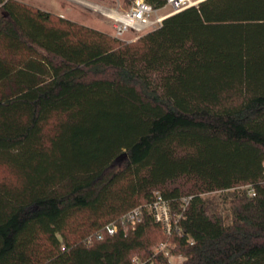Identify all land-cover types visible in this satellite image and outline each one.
Segmentation results:
<instances>
[{
	"label": "trees",
	"instance_id": "obj_1",
	"mask_svg": "<svg viewBox=\"0 0 264 264\" xmlns=\"http://www.w3.org/2000/svg\"><path fill=\"white\" fill-rule=\"evenodd\" d=\"M0 167V264H132L166 241L177 264H264V0H203L131 42L0 0Z\"/></svg>",
	"mask_w": 264,
	"mask_h": 264
},
{
	"label": "built area",
	"instance_id": "obj_2",
	"mask_svg": "<svg viewBox=\"0 0 264 264\" xmlns=\"http://www.w3.org/2000/svg\"><path fill=\"white\" fill-rule=\"evenodd\" d=\"M201 0H166L165 5L160 9H154L150 4L144 0H131L126 8L121 11L117 10H100V12L112 22L113 37L116 39H123L128 33L134 36L127 42L136 40L138 37L146 33L150 29H155L160 26L161 22L184 9L192 6H197ZM162 9H166L164 14H160ZM255 195L252 188H249V196ZM186 205V200H183ZM149 212L152 214L154 220L160 223L168 236L171 235V215L170 205L168 201L164 200L159 194H156L151 204L147 206ZM141 214V207H136L122 217L123 222H128L133 228L134 224L139 221ZM107 235H114L118 226L115 221L106 224L103 228ZM190 244L193 243L189 239ZM170 257L169 243L163 242L155 247L153 256L147 260H141L133 257L132 264H155L154 257L157 255Z\"/></svg>",
	"mask_w": 264,
	"mask_h": 264
},
{
	"label": "rangeland",
	"instance_id": "obj_3",
	"mask_svg": "<svg viewBox=\"0 0 264 264\" xmlns=\"http://www.w3.org/2000/svg\"><path fill=\"white\" fill-rule=\"evenodd\" d=\"M24 3L32 8L41 11L49 12L55 17L67 19L80 25L98 30L113 37L112 22L107 19L100 10H117L121 11L129 4L128 0H16ZM203 1V0H202ZM166 9H162L159 13L164 14ZM153 30V29H150ZM148 30V31H150ZM147 31V32H148ZM134 36L128 33L121 41H129ZM13 178L8 171L0 167V182H10ZM217 195V194H212ZM228 207V205H227ZM150 238L153 241H159L161 234L157 231L150 233ZM171 264H177L183 261L181 256L169 257Z\"/></svg>",
	"mask_w": 264,
	"mask_h": 264
},
{
	"label": "water",
	"instance_id": "obj_4",
	"mask_svg": "<svg viewBox=\"0 0 264 264\" xmlns=\"http://www.w3.org/2000/svg\"><path fill=\"white\" fill-rule=\"evenodd\" d=\"M201 1H202V0H201ZM201 1H200V2H201Z\"/></svg>",
	"mask_w": 264,
	"mask_h": 264
}]
</instances>
